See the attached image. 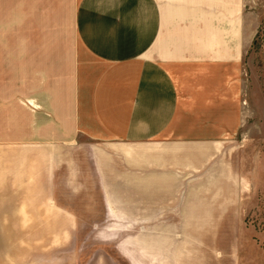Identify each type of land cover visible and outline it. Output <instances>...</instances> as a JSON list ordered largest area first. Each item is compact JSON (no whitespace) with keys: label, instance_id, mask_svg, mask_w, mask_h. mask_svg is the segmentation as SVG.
I'll use <instances>...</instances> for the list:
<instances>
[{"label":"crops","instance_id":"obj_1","mask_svg":"<svg viewBox=\"0 0 264 264\" xmlns=\"http://www.w3.org/2000/svg\"><path fill=\"white\" fill-rule=\"evenodd\" d=\"M252 1L0 0V216L28 189L12 185L82 176L83 142L102 183L183 191L208 174L247 115ZM176 206L147 221L197 212Z\"/></svg>","mask_w":264,"mask_h":264},{"label":"rangeland","instance_id":"obj_2","mask_svg":"<svg viewBox=\"0 0 264 264\" xmlns=\"http://www.w3.org/2000/svg\"><path fill=\"white\" fill-rule=\"evenodd\" d=\"M251 6L261 21L248 64L247 115L209 173L183 181V191L131 189L138 183L110 174L102 183L86 158L92 144L83 142V158L74 160L83 175H72L71 185L61 175L52 189L8 190L0 264H264V0ZM179 200L197 212L147 221L160 218L153 210L179 208Z\"/></svg>","mask_w":264,"mask_h":264}]
</instances>
